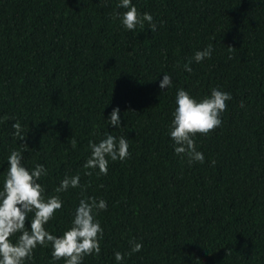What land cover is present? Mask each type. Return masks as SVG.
I'll return each instance as SVG.
<instances>
[{"label":"trees","instance_id":"obj_1","mask_svg":"<svg viewBox=\"0 0 264 264\" xmlns=\"http://www.w3.org/2000/svg\"><path fill=\"white\" fill-rule=\"evenodd\" d=\"M118 2L0 0V190L10 151L26 142L24 166L44 165V195L63 201L48 232L71 227L80 199L107 202L101 252L83 264H117L115 252L122 264H264V0H132L155 33L147 22L127 31ZM208 45L210 59L191 61ZM163 74L172 86L161 91ZM181 88L196 100L212 88L232 96L222 125L194 137L204 163L177 155L168 134ZM116 107L120 129L107 121ZM108 134L131 155L97 175L83 167L89 142ZM76 174L82 187L55 192ZM133 240L143 248L128 256ZM25 264L64 260L38 246Z\"/></svg>","mask_w":264,"mask_h":264},{"label":"clouds","instance_id":"obj_2","mask_svg":"<svg viewBox=\"0 0 264 264\" xmlns=\"http://www.w3.org/2000/svg\"><path fill=\"white\" fill-rule=\"evenodd\" d=\"M118 8L125 9L116 15L127 31H135L137 26L143 27L145 22L152 33L157 31V24L150 13H139L132 0H119ZM213 47L208 45L203 50H197L191 61L200 63L212 56ZM190 61V62H191ZM184 70L191 72L189 63L184 64ZM172 86V78L163 74L159 82L161 91ZM232 96L219 88H212L210 95L201 100L193 98L185 89H177L175 96L176 107L172 113L173 119L169 127V136L173 141L174 152L183 157L187 156L189 164L204 163V154L197 151L194 137L197 134L207 135L222 125V114L227 109V101ZM240 107H244L241 102ZM120 109L112 110L107 119L108 124L120 129ZM13 135L18 141H25L26 136L19 121L12 124ZM75 144V141H73ZM23 151H27V143ZM91 154L83 167L96 170L97 175L108 174L109 158L111 161H124L131 154L129 144L124 136L119 138L108 134L99 143L90 141ZM23 151L11 150L7 157L8 171L0 190V264H25L38 247H51L53 261L64 260V264H83L85 256L99 255L101 252L100 240L103 239V228L96 216L100 211L107 210V202L95 197L82 198L79 201L71 227L62 235H53L48 232L45 225L53 218L54 213L63 206L59 195L46 197L45 189L38 181L48 174L42 164H36L31 170L23 164ZM215 164V161H212ZM93 171H86L91 176ZM80 175L65 176L56 193L68 191L69 188H80ZM30 217V230L26 228V218ZM17 234H19L17 236ZM17 236L15 242L10 237ZM143 244L133 240L130 251L131 256L142 250ZM228 254V253H227ZM117 264H122L125 254L114 253Z\"/></svg>","mask_w":264,"mask_h":264}]
</instances>
